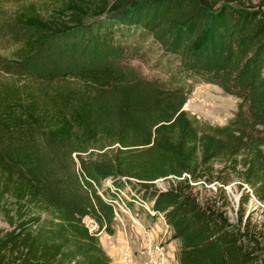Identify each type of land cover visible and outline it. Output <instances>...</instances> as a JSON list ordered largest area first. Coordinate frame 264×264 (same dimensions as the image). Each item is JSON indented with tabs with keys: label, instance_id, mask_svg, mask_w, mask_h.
<instances>
[{
	"label": "trees",
	"instance_id": "obj_1",
	"mask_svg": "<svg viewBox=\"0 0 264 264\" xmlns=\"http://www.w3.org/2000/svg\"><path fill=\"white\" fill-rule=\"evenodd\" d=\"M47 6L20 7L0 27L35 84L0 89V214L11 228L0 264H111L98 233L114 234L111 199L126 186L162 214L179 264H264L242 214L233 224L191 193L232 177L250 190L243 204H264V0ZM150 51L160 77L131 64ZM197 83L237 100L227 123L183 109Z\"/></svg>",
	"mask_w": 264,
	"mask_h": 264
},
{
	"label": "rangeland",
	"instance_id": "obj_2",
	"mask_svg": "<svg viewBox=\"0 0 264 264\" xmlns=\"http://www.w3.org/2000/svg\"><path fill=\"white\" fill-rule=\"evenodd\" d=\"M57 1L59 0H9L0 2V27L20 7L34 3L40 10L45 11L49 6L47 4L57 3ZM18 48L19 44L12 41L0 30V89L4 85H35L27 78L21 76L18 67L12 64L16 62ZM156 54V52L150 51L142 58L131 61V64L146 77H160L161 70L160 66L156 64ZM236 106L237 100L223 93L218 87L197 83L192 86L190 96L183 109L202 121L211 125L221 126L232 118L236 111ZM228 178L229 181L224 187L217 181L210 184L202 181L192 184L191 193L200 203L219 208V210L224 212L229 222L233 224L238 222V216L242 214V222L243 224L245 223L246 229L264 248V204L259 203L252 196H250L247 204H243L245 200L244 192H249V188L246 185L241 186V182L237 178ZM107 182L109 180L105 181L104 186L114 191L111 183L107 184ZM155 184L156 188L165 189L170 184V181L158 180ZM119 191L115 193L121 196L123 200H131L133 192L129 186ZM100 195L102 194L100 193ZM129 204L132 205L131 214L122 213L120 214V220L114 219L113 235H108L104 231L98 233L100 244L102 241L100 238H104L107 235L111 241L118 245L117 259L119 264L121 249L128 244L134 256H136L137 264H140L144 260L141 239V228H143L152 234L155 240L161 242L167 255V264H179V242L173 238L172 230L163 220L162 214V217L151 216L145 208L139 207L135 203ZM148 205L150 206L149 203ZM132 218L137 220L142 227L137 226ZM9 230L11 228L5 223L2 214H0V234Z\"/></svg>",
	"mask_w": 264,
	"mask_h": 264
},
{
	"label": "built area",
	"instance_id": "obj_3",
	"mask_svg": "<svg viewBox=\"0 0 264 264\" xmlns=\"http://www.w3.org/2000/svg\"><path fill=\"white\" fill-rule=\"evenodd\" d=\"M109 183L110 182H107V184ZM125 200L126 199L123 200L121 196H118L117 194H115L113 199H111V206L113 210L114 219L120 220V214L122 213L131 214L132 207L129 205V203H135L139 207L145 208V210L151 216H161L160 213H156L155 211H153L146 202H141L136 198H133L132 196L130 201L128 199L127 201ZM132 220L137 226H139L140 228L142 227L137 220L133 218ZM85 225L90 232H94L97 230V225L90 219H85ZM141 229L144 260L140 264H167V255L161 242L155 240L153 235L145 231L143 228ZM119 260L120 264H137L136 256H134V253L128 244L124 245L121 249V255Z\"/></svg>",
	"mask_w": 264,
	"mask_h": 264
},
{
	"label": "crops",
	"instance_id": "obj_4",
	"mask_svg": "<svg viewBox=\"0 0 264 264\" xmlns=\"http://www.w3.org/2000/svg\"><path fill=\"white\" fill-rule=\"evenodd\" d=\"M109 238L110 237H108L107 235L104 238H100L102 240L101 245L106 254L111 258V264H119L117 259L119 247L115 244V242L111 241Z\"/></svg>",
	"mask_w": 264,
	"mask_h": 264
}]
</instances>
